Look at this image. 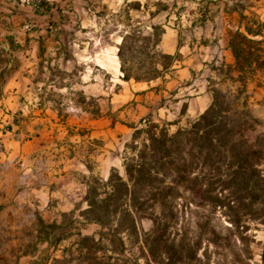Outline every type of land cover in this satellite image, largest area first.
<instances>
[{"label": "crops", "instance_id": "obj_1", "mask_svg": "<svg viewBox=\"0 0 264 264\" xmlns=\"http://www.w3.org/2000/svg\"><path fill=\"white\" fill-rule=\"evenodd\" d=\"M245 25L233 0H0V220L85 209L136 130L175 132L239 87ZM245 85L264 123V69Z\"/></svg>", "mask_w": 264, "mask_h": 264}, {"label": "trees", "instance_id": "obj_2", "mask_svg": "<svg viewBox=\"0 0 264 264\" xmlns=\"http://www.w3.org/2000/svg\"><path fill=\"white\" fill-rule=\"evenodd\" d=\"M263 29L264 23L257 29L246 24L245 33L236 32L231 41L239 69L245 72L240 80L245 89L246 76L264 69V39H256ZM124 71L126 80L153 79ZM153 72L157 70L149 73ZM229 98L230 91H214L211 107L173 134L156 124L147 131L136 130L132 144L143 132L147 138L141 148L131 146L135 152L124 158V174L113 168L108 180L95 177L94 186L90 181L88 207L62 216L68 222L49 223L39 218L37 243L58 245L68 236L63 231L81 224L75 233V250L67 249L57 262L78 253L91 264H264V243L255 233L264 225V134L254 142L245 137V130L251 127L246 120L254 118L244 105L240 108ZM177 189L189 193L192 200L198 198L209 214L219 213L220 223L213 225L210 219L195 222L196 231L179 241L168 234L171 225L166 209ZM146 216H156L150 232L139 225ZM88 224H96L100 230L84 235L82 227ZM135 248L139 255L132 257ZM107 250L120 258L99 256Z\"/></svg>", "mask_w": 264, "mask_h": 264}, {"label": "rangeland", "instance_id": "obj_3", "mask_svg": "<svg viewBox=\"0 0 264 264\" xmlns=\"http://www.w3.org/2000/svg\"><path fill=\"white\" fill-rule=\"evenodd\" d=\"M233 4L239 9L242 20L245 24L257 29L258 24L264 23V0H233ZM159 59L160 61L164 60L161 57H159ZM261 60L264 61V55ZM134 66L135 67H131L133 68V70L131 69L133 73H149L153 70L150 64ZM254 66L256 67V64ZM260 68H258V70H262ZM253 76L254 75L251 74L246 77L249 78L248 80H250L253 79ZM214 91H219L221 94H225L226 92L229 93L230 91L229 99L235 100V102L237 101L236 103L240 108H242V105H244L246 107V111L251 114L249 109V97L247 94V89H245V86L242 83L234 90L216 87ZM221 101L224 103L228 102L224 98H221ZM246 122L251 126L244 132L245 137L249 141L254 142L258 136L264 134L263 122L255 118L254 120L247 119ZM148 129V127L144 128L146 131ZM167 131L169 134L176 132H169V130ZM146 138L147 134L143 132L139 134L135 143L132 144V140L127 143L123 152V159L125 157L134 156L135 151L131 148V146H137L138 148H141V144L145 142ZM123 174L124 172L122 175ZM94 178L95 177H91L88 181L92 182ZM93 183L94 181L91 183L92 186H94ZM174 195L175 198L171 199L170 203L168 204V208L166 209V218L171 225L167 233H171L172 236L177 238V241L185 237L186 233L188 236H191L190 234L196 231L195 222L203 223L210 219L213 225L220 223V214H216L215 212L209 214V212H207L203 206V203H201L198 198L192 200V197L189 195V193L185 192L183 189H177L174 192ZM80 210L83 209L80 208ZM80 212L81 211L78 213L80 214ZM155 217L156 216H146L139 221V225L144 232H150L153 230ZM39 218L41 217L7 216L5 217L4 222L0 220V264H91L88 261H82L78 253H74L72 256L68 255L67 260L63 263L56 261L62 259V255L67 249L74 247L73 249L75 250L78 239L75 233L78 232L77 228H81V224H76L74 226L75 228H69L67 231H63L62 234L66 233L68 236L65 237L58 245L49 246L48 244L37 243V230L40 229L38 225ZM76 218L79 221H83L81 216H76ZM159 218H163V216H160ZM67 220L68 219L63 218L62 222H68L69 220ZM258 227V230H255L256 238L258 241L264 243V225H259ZM98 230H100V227L96 224H88L85 228L82 227V233L84 235H92ZM198 230L201 231L203 228H199ZM23 252L29 253V255H21ZM132 252V257L139 255V252L136 248L133 249ZM101 255L106 257L112 256L114 259L120 258L118 254H112L110 250H107L103 254H99V256ZM126 255L128 256V254Z\"/></svg>", "mask_w": 264, "mask_h": 264}]
</instances>
